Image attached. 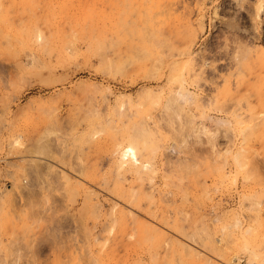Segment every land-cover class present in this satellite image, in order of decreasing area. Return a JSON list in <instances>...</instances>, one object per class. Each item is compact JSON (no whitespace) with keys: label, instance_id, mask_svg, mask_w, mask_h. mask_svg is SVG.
<instances>
[{"label":"rangeland","instance_id":"1","mask_svg":"<svg viewBox=\"0 0 264 264\" xmlns=\"http://www.w3.org/2000/svg\"><path fill=\"white\" fill-rule=\"evenodd\" d=\"M0 1V264L264 263V0Z\"/></svg>","mask_w":264,"mask_h":264},{"label":"bare ground","instance_id":"2","mask_svg":"<svg viewBox=\"0 0 264 264\" xmlns=\"http://www.w3.org/2000/svg\"><path fill=\"white\" fill-rule=\"evenodd\" d=\"M7 3H9L10 5H16L17 7H20V2H18V3H16L15 1H9V2H7ZM4 4H5V2H3V1H0V8H3L4 7ZM27 9V8H26ZM3 11V10H2ZM10 12V11H9ZM24 17V16H23ZM21 19H23V18H21ZM133 136V135H132ZM133 138V137H132ZM131 139V138H130ZM134 139H135V137H134ZM138 139V138H137ZM136 140V139H135ZM135 140H133L132 142H134V144H136V142H135ZM131 141H129V143H130ZM132 144V143H131ZM130 145V144H129ZM129 145H128V147H127V149L124 151V156H129L132 160H136L137 158V153L135 152V149H133V147H129ZM123 152V151H122ZM124 158V157H123ZM236 159V158H235ZM121 165V164H120ZM119 165V166H120ZM121 167V166H120ZM127 168V167H126ZM234 183V182H233ZM263 190H264V188H263ZM255 201V200H254ZM260 201V200H259ZM258 200H257V202L255 201L254 203V206L256 207V208H253V209H255V212H256V214L254 213V221H259L261 218H262V216H261V211H262V208H264V200L263 201H260L259 202ZM249 210H252V208L251 209H249ZM254 211V210H253ZM252 218V219H253ZM234 219V218H233ZM251 219V218H250ZM253 221V222H254ZM239 222V221H238ZM250 223H251V220L249 221ZM252 222V223H253ZM243 223V222H242ZM255 223V222H254ZM238 224H240V222L239 223H237L236 221H233V227H237V225ZM241 225V224H240ZM257 226V225H256ZM248 227V226H247ZM232 228V227H231ZM245 229H247V228H245ZM236 231V229H233V231ZM238 230H240V227H239V229ZM256 230V228L254 227V226H251L250 227V229L248 228L246 231H244L243 233H247L248 235L250 234V235H252L253 233H254V231ZM234 231V232H235ZM243 231V230H242ZM259 231V230H258ZM231 232H232V230H231ZM241 232V231H240ZM237 233H239V232H237ZM236 234V233H235ZM235 234H234V236H235ZM239 234H241V233H239ZM247 234H246V237H247ZM238 235V234H237ZM233 237V236H232ZM245 237V238H246ZM253 237V236H252ZM242 238H243V236H242ZM234 240H236V238H234ZM245 240V239H244ZM233 242V241H232ZM248 243V242H247ZM234 245V244H233ZM247 244L245 243V246H246ZM248 246V245H247ZM251 247V246H250ZM248 248V247H247ZM232 249H234V248H232ZM239 249V248H238ZM244 248H242V250H243ZM241 250V249H240ZM245 250V249H244ZM248 250V249H247ZM250 252L252 251V250H249ZM243 252V251H242ZM247 252V251H246ZM250 252H248V253H250ZM253 252V251H252ZM251 252V253H252ZM246 255V254H245ZM248 256L249 255H253V253L252 254H247ZM261 255V254H260ZM236 256V255H235ZM233 257V256H232ZM253 256H249V257H246L247 259H248V264H253V258H252ZM254 258H256L255 256H254ZM258 258V257H257ZM237 259V258H236ZM239 259V258H238ZM246 259V260H247ZM230 260H232V259H230ZM262 261V260H261ZM246 261H244V263H245ZM257 262V261H256ZM246 264V263H245ZM264 264V263H263Z\"/></svg>","mask_w":264,"mask_h":264}]
</instances>
